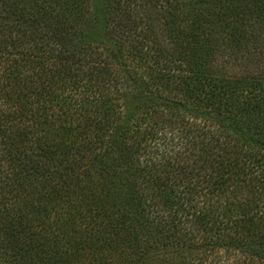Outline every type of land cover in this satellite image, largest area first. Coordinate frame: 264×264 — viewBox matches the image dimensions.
<instances>
[{"label":"trees","instance_id":"trees-1","mask_svg":"<svg viewBox=\"0 0 264 264\" xmlns=\"http://www.w3.org/2000/svg\"><path fill=\"white\" fill-rule=\"evenodd\" d=\"M0 264H264V0H0Z\"/></svg>","mask_w":264,"mask_h":264}]
</instances>
